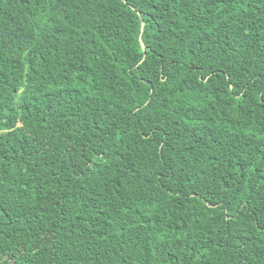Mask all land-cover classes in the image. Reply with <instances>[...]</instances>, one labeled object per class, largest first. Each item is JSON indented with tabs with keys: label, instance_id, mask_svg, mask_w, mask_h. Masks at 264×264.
I'll return each instance as SVG.
<instances>
[{
	"label": "trees",
	"instance_id": "obj_1",
	"mask_svg": "<svg viewBox=\"0 0 264 264\" xmlns=\"http://www.w3.org/2000/svg\"><path fill=\"white\" fill-rule=\"evenodd\" d=\"M0 264H264V0H0Z\"/></svg>",
	"mask_w": 264,
	"mask_h": 264
},
{
	"label": "water",
	"instance_id": "obj_2",
	"mask_svg": "<svg viewBox=\"0 0 264 264\" xmlns=\"http://www.w3.org/2000/svg\"><path fill=\"white\" fill-rule=\"evenodd\" d=\"M139 42H140L141 47L144 48V44L141 41V33L139 34Z\"/></svg>",
	"mask_w": 264,
	"mask_h": 264
}]
</instances>
